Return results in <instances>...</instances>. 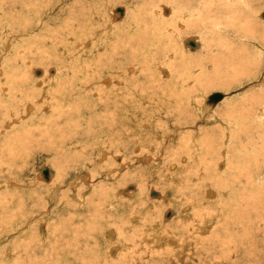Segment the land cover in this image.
<instances>
[{
	"label": "rangeland",
	"instance_id": "rangeland-1",
	"mask_svg": "<svg viewBox=\"0 0 264 264\" xmlns=\"http://www.w3.org/2000/svg\"><path fill=\"white\" fill-rule=\"evenodd\" d=\"M204 1L205 0H202L200 3V10H202L201 12L204 11L202 14L204 16L203 23L191 25L193 22L189 23L187 21H181L177 23L185 13H188L189 15L188 11L183 10L184 8L188 10L187 6H184V3L180 0H33L35 3L32 2V4L30 3L31 1L29 2V0H27V5H30V10L28 8V10L31 11L30 13H28L29 11H25L26 3L24 2V5L22 0H4V3L6 2L9 4H5L9 9H5L3 12V9L0 8V29H2L0 30V39L3 40V43L0 41V73L2 74L0 75V81L3 79L2 77L4 76V73H7L6 69H9L7 67L5 68V64L8 59L14 56V49L23 47L19 43L23 39V34L29 33L31 36L30 40L32 41H30V44H28L27 47H36L33 50L32 55H29V57L27 55L24 60L31 69V73L28 74L29 78L35 76V81H37L39 75H37L36 72L34 74V69H42V71L46 72V74L49 73V75L52 74H50L51 71H54L55 74H58L59 79H63L59 74L62 73L61 71L67 69V64H69L72 71H74L77 69V63L85 65L90 63V60L93 61V63L95 61V63H98V61L104 63L106 61L105 58H109L113 54L112 50L113 46H115V50H117V58L123 63V66L134 67L136 69H134L135 71L132 74L127 71H122L121 77L124 83L120 86L110 85V87L107 88L108 91L110 92L114 89H118L117 96H120L122 101H124V98L127 96L126 94L129 93L128 90L130 87L132 88L134 84H144L146 88L150 87L147 94L152 92L148 97L153 100L151 101L150 99L147 101L148 103H145L143 102L144 99L141 98V105L143 107L146 104L148 109L151 108L152 112L150 113V110H144L142 107L141 109L138 108V111L132 110L130 112L131 114H127L131 116L130 122H127V118L124 117L126 112L124 108L128 107V105H121L120 108H118L119 103L114 105L115 96L111 98V100L106 101L107 112H104V117L102 113L103 109L101 107L99 109L90 106L86 109H81L80 113H82H79L81 117L87 115L88 110L94 113L92 119L99 117V120H96L95 122L93 120L90 125L87 121V124H85L84 119L81 118L82 128L90 131V128L92 129L93 127V130L100 131L98 125L105 120L108 124L109 122L115 124L112 133L114 131L116 133L124 127L128 129L135 125L137 121L140 122L139 120L145 121V118L149 113V115H152L150 117H153L156 121V125L153 122L149 132L145 131L146 128L144 131L139 132V136L136 137L138 139L137 147L132 146L133 138L131 135L129 137L131 139L124 137V144H130V146L129 148H126V151L121 155V158L119 157V161L114 157L116 156V151L107 149L106 153H108V159L103 164H99V162L97 163L96 161L101 159L100 150H98L99 153H97L96 150L99 144H96L93 139H91L84 141L89 147H91V149H88L87 155L76 159V161L69 160L67 157L61 158L54 154L53 151L48 150V147L41 144L39 146H33L31 148L32 150L29 149L27 159L25 158L27 162L25 161L26 164H23L24 171L19 175L16 174L18 173L16 170L7 173L8 170L6 168L2 169L1 167L0 200L5 196V193L8 191L10 192L13 189L7 186L8 183H6V181L8 178L9 181L17 184L22 183L25 187L24 189H29V192H35V194L33 202H30L27 196V200L25 199V202H21V204H19L20 201L17 199L8 200L7 204L4 202L6 204L5 207V204L2 203L0 217L2 215L5 217L3 214L5 211L6 217L4 219L2 216L3 218L1 217L0 220L3 219V222L7 220V222L2 223L1 225L7 224L8 226L3 225L4 228H0V264H5V262L9 260L8 256L5 258L6 261L4 260L3 252L5 249H8V253H11L12 255L10 260L7 261L10 264H23L30 260H37L38 264H85L81 261L80 254H74V249H69L64 244L65 240L68 241L72 239V234L70 233L75 231L80 234L78 236L81 247L80 253L83 254L86 259L92 260L95 259L94 255L97 257L100 256L102 260L101 264H105V260L113 262L122 255L125 256L123 253L124 251L134 252L135 250L137 254L134 252V255L132 254V256L127 255V260H122L124 264H264V116L261 114L264 113V97L262 98V95L264 94V19L261 17V14L264 12V0H248V3H251L249 6L252 11V16L250 14L249 17L251 19L249 25L251 30L243 34L239 33L246 35L248 42L246 44L240 43L232 38L230 36L231 33H225V31H223L221 34L217 28L215 24L216 20L212 18V15L216 12L219 3L222 2L219 0H207V2L210 3V8H205ZM36 3L38 5H36ZM160 3L164 4L163 15L161 14L162 9ZM225 3L235 6L238 10L245 6L244 3L234 0H226ZM196 6L197 5H193L194 8L190 7L191 10L194 9L195 11L198 7ZM205 6L208 7L207 4ZM21 7H23V10H21ZM118 7H125V10L127 8L128 14L126 18L124 16V20H115L119 22L115 25V28L117 29L113 35H108L107 28L112 21L113 9ZM165 8L171 10L168 16L165 14ZM157 10L160 12V17L156 14L158 12ZM207 10L210 11L208 12ZM181 11L184 12L181 13ZM207 12L210 13V17H208ZM6 13L7 15L5 16ZM13 15H15L14 20L12 17ZM163 16H166V19H164ZM16 19H21L23 21L19 20L20 23H16L18 22ZM37 19L40 20V23H38ZM71 19V33L73 34V37L72 34L70 36L71 48H65L64 45L51 47L49 41L55 38V35L53 34H55V31L58 32L57 29L60 28V23L64 24V21H71ZM192 19H197V17H193ZM25 20H27V22H25ZM85 21H88L89 23H86ZM24 23L28 24L27 31L22 30V27L25 25ZM87 24L91 25L86 27ZM77 26L78 29H74ZM3 28L6 29V31H3ZM124 30H131L130 37L142 38L149 43V45L153 41L152 44L156 47H152L149 53L141 54V52L138 58H130L127 55H130L129 52L131 51L132 46L127 49H125L126 47L124 49L122 48L123 40L127 32ZM10 32H13L14 37L12 39H9L12 36H6V34H10ZM97 32H99V35L95 37L93 41L96 42L98 47L93 54L99 56L104 55V53L107 52L108 57L102 56L103 58L101 59L91 58L89 57L91 56L90 54L86 55L83 53L84 58L88 57L87 62L75 61L72 63V53L75 51L72 48V38L74 39L73 41H76L86 37H92L95 35L94 33ZM106 35L108 36L107 41L105 43L100 42L104 37H107ZM188 37H198L200 40L199 43L201 42V44L197 49L188 50L185 46V40L188 39ZM104 44L108 45V47L105 48ZM133 45L135 46L134 43ZM134 46L133 48H135ZM146 46L147 45H145L143 49H145ZM239 46L243 48L240 49ZM97 52H99V54ZM165 58L167 59L166 61H164ZM159 63H161L162 67L158 65ZM29 66H22L19 68V71L23 72L24 70H27ZM158 66L160 70L157 69ZM162 70H164L168 76L164 77ZM42 76L43 75L40 77L42 78ZM74 77L75 76L73 75L72 78ZM72 78L70 75L69 79L72 80ZM82 79L83 78L81 77L79 80L75 79L74 82L78 83L77 87L83 82ZM91 79L88 78L87 80ZM43 80L44 79H42L41 82L44 84ZM90 86H92L91 89H93V87L97 85H93L92 83ZM42 87L46 88V91L49 89H47L46 83ZM152 87L157 89H154V91ZM135 92L137 96L141 94L139 88ZM216 93H221L226 97L216 105L208 106L209 104H206V101L208 103L207 99ZM175 95L179 98H176ZM84 96L85 95L81 96L79 99L77 98L68 101L66 104L71 103L70 106L72 107V110L76 111L80 107L82 108L84 105H88V103L80 101V99L85 98ZM255 97L257 101L254 102ZM193 98H196L199 104L203 102L205 107H211V111L205 112L203 117L199 108L193 104L189 105L188 101ZM248 98H250V101ZM251 98H253L252 103ZM138 100H140V98H137V101ZM156 101L161 102V107H165V104H167L168 101L173 103L178 101L184 104L186 110L189 109L188 113L193 118L194 122H189L188 120V124H182L186 127L177 126V130H179L175 131L173 125L176 122L168 117V119H166V112L163 113L161 111L153 113L156 109V106L154 105ZM248 101L251 103V106ZM36 104L37 101L33 103L34 106H37ZM39 105L40 104H38V106ZM235 105L239 110L235 108ZM134 106L137 107L136 102L134 103ZM58 107L62 108V105H58ZM65 108L68 109L69 106H65ZM235 109L236 111H242L244 113L245 111L247 112L248 109H253V111L251 110L252 113L250 112L248 121H240L238 124L239 126L236 128L226 127V130L229 131L225 134L223 129H221V119H223L226 114H229V112V116H233V110ZM35 111L36 109L29 116L25 113L22 114V117L24 118L22 123L24 125L28 122H30L29 125L32 122H35V126L39 125L38 120L30 118L34 115ZM39 111L41 112L42 109L39 108ZM213 112L216 113L215 118H211L214 116ZM256 113L258 114L256 115ZM49 114H51V111ZM52 114L54 113L52 112ZM219 114L223 118H221ZM78 115H73L71 119L74 121V124L78 125L77 122H79V125H81ZM260 115H262L261 118L263 120L258 117ZM107 116H111V119ZM226 116L225 118H227ZM14 118V113L6 115L7 120H13ZM25 119L27 120L25 121ZM49 119L50 118H47V120ZM216 119L219 120L216 121ZM228 120L229 119H227V121ZM218 121L219 123L217 124ZM249 121H251V123ZM160 122H162V125L159 128L157 124ZM120 123H122V127L119 126ZM44 126H41L42 130L44 129ZM117 127L120 130H118ZM200 128L217 129L215 130L213 146L211 145V142H209L210 144L208 143L211 147L208 151L210 156L208 159L209 164L207 163L211 177H213V179L216 176L217 177L212 183H203L201 177L198 179L199 181L196 180L200 175L197 176L196 174H190V176H197V178H193V183L198 185L195 186L193 189L194 191H190L188 185H184L182 181L179 182V178L172 180L170 173L172 171L170 168L173 167V162L177 164L178 161L180 162L178 163L179 165L188 166L187 164L189 161L187 160L191 156L190 152H193L192 140H189V143H191L188 145L189 151L187 149L185 153L179 152L176 148V144L179 145L181 139L185 138V136L188 135V132L195 134L197 138H203L199 135ZM14 131L15 130L9 131L6 136L8 137ZM101 132L105 133L104 129H102ZM225 135L229 136V142L226 141ZM34 137L37 140L40 139L41 143L46 142V137H40L37 134ZM21 139H23V137H21ZM140 139H143L142 144L144 147L148 150H152V154H150V152H143V146L139 143ZM236 139L238 140L236 141ZM99 141L100 144L103 143L102 140L99 139ZM2 143L0 144L3 145V147L7 145L5 141L3 144ZM13 145L19 144H12L10 150L12 153L14 152ZM150 146L153 147L151 148ZM228 147H230V149L227 152L226 149H228ZM1 151L6 154L5 156H7L8 159L7 150L5 148H0V155L2 153ZM181 154H183V157H181ZM198 154H201V152ZM168 155H171L172 160L167 157ZM229 159L231 162L228 165L227 162ZM221 160L222 165H219ZM128 163H131L132 165H129ZM44 165L49 167L52 173H54L56 177L55 183L58 184V187H55V183H52L53 185H47L43 181L37 180L39 169ZM14 166L16 168H21V166L16 164ZM80 166L86 168L85 172L82 174V178L88 183L83 182L78 190L79 192L86 193L85 197L88 199L89 203L87 205H89V208L86 207V205H79L81 200L72 192V183L70 182V179L72 178V175L78 171L77 169ZM195 167L196 166L189 168V173H192ZM215 167H217L218 171L229 174L230 176L228 177V175H226L227 177L222 178L224 176L221 174H213L212 172H215ZM155 171H160L162 178L154 176V174H156ZM176 171L177 169H173L172 173H176ZM179 171H181V169ZM189 173L187 171L184 172L188 177ZM151 174H153V176H151ZM179 176L183 175L179 173ZM236 177L238 180L237 182L235 180ZM248 177L250 178V185L247 182ZM174 181L177 182L174 183ZM89 184L92 186L89 187ZM130 186L135 187L134 189L137 196L134 195L130 198L127 197V194H119L121 191L134 193L135 191H126V188H129ZM55 188H58L57 190L59 191L56 199L57 201H51L52 197L50 196ZM222 188L224 191H222ZM99 192L104 194L100 196L98 195L100 194ZM153 192L166 195V200L154 198V195H152ZM208 192H211V194H208ZM72 194L74 195L73 197ZM117 194H119L120 197H116ZM193 195L195 198L190 199ZM213 195H215L216 198L207 201V196ZM66 198L70 200L69 204H66L67 202L63 201L66 200ZM199 201H202L203 203H199ZM111 204L114 207L113 210L111 209ZM92 206H98L96 211L91 209ZM16 207L18 209L21 207V210L23 209V211H18ZM4 208L5 211L3 212ZM82 208H87V210L84 211ZM197 208L206 210V213L204 210L200 211L201 213H195ZM169 211L173 213H170ZM87 214H90V216L88 217ZM126 214L135 215L138 218L137 224L134 225L137 230L141 229L140 225L142 223L144 224L146 222V225L149 224L147 227H142V232L137 234L141 237V240L136 241V239L132 238L131 234L134 233L135 229L129 230L128 228L126 230L125 228L127 227V224H122V222H124L123 218ZM79 215L82 216V219ZM202 215H204V217H201ZM42 217L47 220L45 221ZM85 218L88 225L84 221ZM13 219L14 221H12ZM23 222L24 224H22ZM113 225L118 231L115 230L114 240H111L110 237L113 236L111 235L112 230H110V227ZM154 225L158 226L159 230L162 229V232L164 230L163 234L168 233L169 235L167 234V238L172 237L171 240L174 244L170 246H167L168 244L164 245L165 243L157 234L154 236L155 239L152 238ZM107 230L110 231L107 232ZM143 230L151 239L148 240L145 237L146 235L143 237ZM184 230L187 231L185 232ZM67 231L70 232L68 233ZM191 233L192 235H188ZM123 234L128 236V242L126 243H121L124 242L121 241ZM62 235H64V239H62ZM85 236L87 237L85 238ZM187 236L191 238L188 240ZM117 238H119V240ZM4 239L6 243L4 242ZM153 239L155 240L154 242ZM118 241L122 244V249H120L121 251H119L118 258L116 257V259L106 251L105 247L106 244L114 246L119 243ZM157 241H159L160 244L157 243ZM86 242L88 245H86ZM175 242H177V244H175ZM55 243H57V246L54 245ZM62 243L65 246H62ZM28 244L31 245L30 252L28 253L29 255H21L23 254L20 253L22 252L21 250L20 252H17L20 253L17 255H21L20 260H18L15 252L11 251L12 247L16 249L17 247H23ZM40 245H42L43 249L38 250V246ZM54 246H56L57 249L62 246L63 248L65 247L68 248V250H72V255H74L71 257L72 259L75 258V261L68 259V254L71 252L67 251V249H63L62 251L56 249L57 254L53 253L52 248ZM83 246L87 247V250H85ZM149 248L156 254H146L145 250ZM165 248H169V250L165 251ZM186 250H188V252ZM180 253L183 255H180ZM140 254H142V257L139 258L137 255ZM135 255L138 258H136ZM97 263L98 261L96 259L93 262H91V260L86 262V264Z\"/></svg>",
	"mask_w": 264,
	"mask_h": 264
},
{
	"label": "bare ground",
	"instance_id": "bare-ground-1",
	"mask_svg": "<svg viewBox=\"0 0 264 264\" xmlns=\"http://www.w3.org/2000/svg\"><path fill=\"white\" fill-rule=\"evenodd\" d=\"M7 1V0H6ZM31 1V2H30ZM38 1V0H37ZM184 3V6H187L188 10L186 8H184L183 10L184 11H188L189 12V15L188 13L186 14H182L183 17H181L179 20L180 21H177V23L181 22V21H187V22H193L191 23V25H194V24H202L204 19H203V12H201L202 10H200V3L202 2V0H180ZM218 1V0H217ZM221 1L222 3H219L218 7L216 8V12L212 15V18H214L216 20L215 24L217 26V28L219 29L220 33L222 34L223 31H225V33H231L230 36L234 39H236L237 41H239L240 43H248L247 42V38H246V35H242L243 33L245 32H248L251 30L250 28V23H251V19L249 18L250 17V14L252 13V11L250 10L251 7L249 6V4L251 5V3H248V0H234V1H238L240 3H244L245 6L242 7L241 9H236L235 6L233 5H229L226 2V0H219ZM233 1V0H232ZM23 4L24 2L26 3V9L25 11L28 12L30 10V5H27V0H22ZM29 2L32 4L33 0H29ZM162 2V1H161ZM261 2V1H260ZM0 8L3 9L2 11L4 12L5 9H9V7L5 6V4H8V3H4V0H0ZM35 3V2H33ZM20 4V3H19ZM22 4V5H23ZM208 5L205 6V5ZM9 5V4H8ZM36 5H38L36 3ZM179 5V4H178ZM193 5H197L196 7V10L194 11L191 10V8H194ZM210 3L207 2V0L204 1V7L205 8H210ZM14 6V5H13ZM33 6V5H32ZM160 6H161V14L163 13V9H164V4L163 3H160ZM163 6V7H162ZM191 7V8H190ZM29 8V10H28ZM125 9V7H123ZM204 8V10H205ZM21 10H23V7H21ZM114 10L113 9V12H112V21L110 22V24L108 25V35H113L115 33V30L117 28H115V25H117L119 22L117 21H120L122 20L123 18L121 19H117L115 16H114ZM158 11V10H157ZM170 9L169 8H165V14L168 16L169 13H170ZM184 11H181V13H183ZM208 11V10H207ZM210 11V10H209ZM208 11V12H209ZM10 12V11H9ZM31 11H29L28 13H30ZM156 12V11H155ZM207 12V13H208ZM14 13V12H13ZM12 13V14H13ZM154 13V11H153ZM173 13V12H172ZM206 13V14H207ZM4 14V13H3ZM128 14V9L126 8L125 10V18ZM156 14H158V16L160 15V12L158 11ZM7 15V13L5 14V16ZM17 15V14H16ZM163 15V14H162ZM173 15V14H172ZM181 15V16H182ZM208 17H210V13L207 14ZM10 16V15H9ZM15 15H13V20H14V17ZM252 16V14H251ZM254 16V15H253ZM160 17V16H159ZM193 17H197V19H192ZM207 17V16H206ZM261 17H262V14H261ZM10 18V17H9ZM89 18V16H88ZM91 18V16H90ZM124 18V19H125ZM164 19H166V16L164 17ZM260 18V17H259ZM25 19V18H24ZM41 19V18H40ZM123 19V20H124ZM162 19V18H161ZM162 19V20H164ZM192 19V20H191ZM250 19V21H249ZM18 22L16 23H20L19 20L21 19H16ZM15 20V21H16ZM38 20V19H37ZM89 20V19H87ZM117 20V21H115ZM191 20V21H190ZM195 20V21H194ZM14 21V23H15ZM23 21V20H21ZM84 21V20H83ZM25 22H27V20H25ZM86 22V21H85ZM88 22V21H87ZM86 22V23H87ZM226 22V23H224ZM38 23H40V20H38ZM64 24H61L60 23V28L57 29L58 32L55 31V38L50 40L49 43H51V47L53 46H59V45H64L65 48H68L70 47V44H71V32H72V19L71 21H64L63 22ZM78 23V22H77ZM89 23V22H88ZM91 23V22H90ZM264 23V22H263ZM25 25L22 27V30L23 31H27V28H28V24L24 23ZM19 25V24H18ZM91 24H87L86 27H89ZM135 25V24H134ZM179 25V24H178ZM31 26V25H30ZM137 26V25H136ZM4 27V25H3ZM14 27V26H13ZM12 27V28H13ZM18 27V26H17ZM182 27H183V24H182ZM203 27V26H202ZM208 27V26H207ZM225 27V28H224ZM238 27V29H237ZM21 28V27H20ZM209 28V27H208ZM14 29V28H13ZM74 29H78V26ZM168 29V28H167ZM171 29V28H170ZM248 29V30H247ZM2 30V29H0ZM21 30V29H20ZM30 30V29H29ZM128 30V29H127ZM127 30H124V31H127ZM157 30V29H156ZM3 31H6V29L3 28ZM98 31V30H97ZM159 31V30H158ZM169 31V30H168ZM171 31V30H170ZM31 32V31H30ZM75 32V31H74ZM50 33V32H49ZM128 33V34H127ZM150 33V32H148ZM239 33H242V34H239ZM9 34V33H8ZM6 34V36H12L11 38L9 39H12L14 36H13V32H10V34L8 35ZM35 34V33H34ZM95 35L92 36V37H86L84 39H79V40H76V41H73L74 39L72 38V48L75 50L74 53H72V63H74L75 61H86L87 62V58H84L83 56V53L88 55L90 54L91 58H98V59H101L103 58L102 56L104 57H108L107 55V52H103L104 55H99V56H95L94 51L95 49L98 47V45L96 44L95 41H93V39L95 37H97L99 35V32L97 33H94ZM147 34V33H146ZM151 34V33H150ZM27 35V36H26ZM38 35V34H37ZM36 35V36H37ZM129 35H131V30L127 31L126 32V36L124 37V40H123V44H122V48L124 49H127V48H130V46H132V49L131 51L129 52L130 55H127L129 56L130 58H135V57H139L140 53L143 54V53H149L151 48L152 47H156L152 44L149 45V43H147L144 39L142 38H134V37H130ZM159 35V34H158ZM178 35V34H177ZM5 36V34H4ZM34 36V35H33ZM90 36V35H89ZM107 36V35H106ZM72 37H73V34H72ZM18 38V36H17ZM31 36L30 34H23V39L21 42H19L21 44V46H23L22 48L21 47H18V48H15L14 49V56L10 59H8L6 61V66L5 68H9V69H6V72L7 73H4V76L2 77L3 79L0 81L1 83V89H0V143H5L7 144L6 146L3 147V145L0 144V148H5L7 150V155H8V159H7V156H5L6 154L4 152L1 153L0 155V169L2 167L3 168H6L8 171L7 173H9L10 171L12 170H16L18 171V173H16L17 175H19L20 173H22L24 171V163L27 159V156H28V151L29 149L32 150L31 148L34 146H39V145H43L45 147H48V150L50 151H53L54 154L58 155L59 157H63V158H66L69 159V160H74L76 161V159L78 158H81L83 157L84 155H87V151L88 149H91V147H89L86 142V140H91L93 139V141L96 143V144H99L97 146V153L98 150H100V153H101V159H99L98 161H96L97 163L99 162V164H103L107 159H108V153L107 152V149H111L112 150H115L116 151V157L117 160L119 161V159L121 158V155L126 151V148H129L130 144L128 145H125L123 140H124V137L128 138V139H131L129 138L130 135L131 137L133 138L132 139V146H135L137 147L136 145L138 144V139L136 137L139 136V132H142L144 131V129L146 128V132H149V130L151 129V124L154 122V124L156 125V121L153 119V117L151 118L150 116L152 115H149L152 110L151 108L148 109L147 105L145 104L143 107L141 105V98L144 99L143 102L145 103H148L147 101H149L151 98L148 97V95H150V93L152 94V92H150L149 94H147V91L150 90V87L149 88H146L144 86V84H140V85H137V84H134L133 87L128 90L129 93H127L126 97H122L124 98V101H122V99L120 98V96H117L118 93V89H114L112 91H108V87H110V85H122L123 82V79L121 77V74H122V71H127L128 73L132 74L134 73V67H126V66H123V63H121L118 58H117V50H115V46H113V54L109 57V58H105V62L104 63H101L99 62L98 60V63H93V61H89L90 63L88 64H85V65H80L79 63H77V69L72 71L71 67L69 64H67V69H65L64 71H61L62 73L59 74L60 77H62L63 79H59L58 77V74H55L54 71H51L49 75L46 74V72L42 71L41 70H35L34 69V74L36 72L37 75H39V78H37V81H35L36 79H34V77H30L28 76V74L31 73V69H30V66L27 65L26 62H24V60L26 59L25 57L28 55H32V52L33 50L36 48H33V47H27L28 44H30V40ZM42 38V37H41ZM157 38V37H156ZM19 39V38H18ZM76 39V38H75ZM108 39V36L107 37H104L100 42H106ZM155 39V38H154ZM153 39V40H154ZM188 39H193L195 40V42L198 44V47L199 45L201 44V42L199 43V39L198 37L197 38H190L188 37ZM186 39L185 40V46L188 48V50H195V49H191L190 47H188L186 45V41L188 40ZM249 39V38H248ZM8 40V38H7ZM250 40V39H249ZM0 41L3 43V40L0 39ZM17 42V43H18ZM95 42V43H94ZM229 42V41H227ZM32 43V42H31ZM39 43V42H38ZM36 43V44H38ZM133 43L135 44V46L133 45ZM158 43V42H157ZM156 43V44H157ZM231 43V41H230ZM42 45V44H41ZM105 45V48L108 47V45L104 44ZM146 46L145 49H143L144 47ZM232 45V44H230ZM18 46V45H17ZM33 46V45H32ZM133 46L135 48H133ZM238 46V45H237ZM242 46H245V45H242ZM120 47V46H118ZM197 47V48H198ZM240 47V46H239ZM247 47V46H246ZM258 47V46H257ZM260 47V46H259ZM57 48V47H56ZM64 48V49H65ZM71 48V47H70ZM91 48V49H89ZM196 48V49H197ZM243 48V47H240V49ZM261 48V47H260ZM154 49V48H153ZM235 49V48H234ZM45 50V49H44ZM66 50V49H65ZM107 50V49H106ZM40 51V50H39ZM59 51V50H58ZM64 51V50H63ZM5 52V51H4ZM53 52V51H52ZM6 53V52H5ZM4 53V54H5ZM44 53V52H43ZM96 53V52H95ZM99 54V52H97ZM38 54V53H37ZM169 54V52H168ZM236 54V53H235ZM240 54V53H239ZM61 55V54H60ZM119 55V54H118ZM168 56V55H167ZM119 57V56H118ZM210 57V56H209ZM54 58V57H53ZM57 58V57H56ZM169 58V57H168ZM172 58V56H171ZM69 60V58H68ZM167 59L165 58L164 61H166ZM244 60V59H243ZM58 62V61H57ZM41 63V62H40ZM168 63V62H167ZM159 66H161V63L158 64ZM28 67L29 68L27 70H24L23 72L22 71H19V68L20 67ZM159 66L157 67L158 70H160ZM162 67V66H161ZM69 70V71H68ZM71 70V72H70ZM27 71V72H26ZM68 71V72H66ZM29 72V73H28ZM162 73L164 74V77L168 76V74H166L164 72V70H162ZM0 75H2L0 73ZM41 75L42 78L40 77ZM70 75H71V78L73 77V75L75 76L74 78L69 79L70 78ZM46 77V78H44ZM69 77V78H68ZM81 78H83V82H81V84H79V86L77 87L78 83H75V79L79 80ZM91 79V80H87V79ZM44 79V84L46 83V86H47V89L48 91H46V88L42 87L44 86L43 82H41V80ZM93 83V85H97L95 87H93V89H91L92 86H90L91 84ZM131 83V82H130ZM127 86V85H126ZM41 87V88H39ZM112 88H115V87H112ZM140 89L141 90V94L139 96H137L136 94V90L137 89ZM152 89H157L155 87H152ZM155 91V90H154ZM82 93V94H81ZM81 94V95H80ZM147 94V95H146ZM85 95L84 99H80V101H83L85 103H88V105H84L82 108L80 107L78 110L76 111H73L72 110V107L70 106L71 103H68L66 104L68 101H71V100H74V99H79L81 96ZM142 95V96H141ZM116 96V97H115ZM124 96V95H123ZM115 97V103L114 105H116V103H119L118 104V108H120L121 105H128V107L124 108L125 109V114H124V117L127 118V122L129 121L130 122V118L131 116L130 115H127L129 114L132 110L133 111H138V108L141 109V107L144 109V110H150V113L146 116L145 118V121H141L139 120L140 122H136L135 125L129 127L128 129H126L125 127L122 128L121 130L118 128V132L115 133V131L112 133V129H113V126L115 125L114 123H110L109 124L107 123V121L103 120V119H100V120H103L101 122L100 125H98L100 131H95L93 130L94 128L92 127V129L90 128V131L86 130L85 128L83 129L82 128V121H81V118L84 119V123H86V121L89 123V125L92 123V121L94 120V122L96 120H99V117L97 118H94L92 119V116H94V113L91 112L90 110L87 111V115H84V116H80V110L81 109H86L90 106L92 107H95V108H99L100 107L103 109L102 113H103V117H104V112L106 111V101L108 100H111V98ZM176 98H179L178 96L175 95ZM226 96L223 95V98L224 99ZM254 97V96H253ZM264 97V94L262 95V98ZM137 98H140V100L137 101ZM156 98V97H155ZM258 98V97H257ZM221 99V100H222ZM153 99H151L152 101ZM172 100H173V96H172ZM208 100V99H207ZM221 100H219L217 103H219ZM248 100L250 101V98H248ZM263 100V99H262ZM37 101V106H34L33 103H35ZM161 101V100H160ZM248 101V102H249ZM253 101V98H251V103ZM257 101L256 100V97H255V100L254 102ZM121 102V103H120ZM136 102V106H134V103ZM154 102V101H153ZM171 101H168L167 104H165L166 106L165 107H161V102H158L156 101L154 103V105L156 106V109H155V112L153 113H156V112H166V119L170 118L172 120H174L176 123L173 125L175 127V131H178L177 130V126H180V127H186L182 124H188V120L189 122H194L193 121V118L189 115L188 113V110H186V107H184V104L176 101V103H173ZM189 102V105H195L197 108H199L201 111V114L203 115L204 117V114L205 112L207 111H211V107L209 108L208 106L210 105H216L217 103L215 104H211V103H207L206 101V104H209L207 107L204 106V103L202 102L201 104L198 103L197 99L196 98H193L192 100L188 101ZM250 103V102H249ZM251 103H250V106H251ZM38 104H40L38 106ZM152 104V103H151ZM159 104V106H158ZM163 104H164V101H163ZM260 104V103H259ZM58 105H62V108L58 107ZM242 105V104H241ZM258 105V104H256ZM65 106H69L68 109L65 108ZM154 106V107H155ZM158 106V107H157ZM174 106V107H173ZM255 106V105H254ZM252 106V107H254ZM39 108L42 109V111L40 112L39 111ZM235 108L238 109V107H236L235 105ZM255 108V107H254ZM8 109V110H7ZM35 111L34 115H32L30 118L31 119H36L38 120V124L37 126H35V122H32L30 125L28 123H26L25 125L22 123V120L24 119L22 117V114L25 113L27 116L31 115L32 112ZM90 109H93V108H90ZM117 110V109H116ZM251 110L253 111V109H248V111L245 113L242 112V111H236L233 110L232 112L234 113V115H230V112L229 114H226L228 116H226L227 118H224L221 116V129H223L224 133L227 134V131L229 130H226L227 128H236L237 126H239L238 124L240 123V121H248L249 117H250V112ZM51 111V114H49V112ZM194 111V110H193ZM228 111V110H227ZM231 111V110H230ZM256 111V110H255ZM52 112L54 114H52ZM72 112V113H70ZM107 112V111H106ZM240 112V113H238ZM11 114V113H14V119L13 120H7L6 119V115L7 114ZM80 113V114H79ZM214 113V116H212L211 118H215V115L216 113ZM252 113V112H251ZM38 114V115H37ZM79 114V115H78ZM131 114V113H130ZM193 114V113H192ZM222 114V113H221ZM255 114V113H253ZM258 113H256L257 115ZM263 116H264V113H261ZM48 115V116H47ZM73 115H78L79 119H80V124L79 125V122L78 125L74 124L73 120L71 119ZM90 115V116H89ZM108 115V114H107ZM127 115V116H126ZM252 115V114H251ZM262 115L258 116V117H262ZM99 116V115H98ZM108 118L111 119V116H107ZM168 117V118H167ZM201 117V116H200ZM255 117V116H254ZM252 117V118H254ZM47 118H50L49 120H47ZM102 118V117H101ZM113 118V117H112ZM151 118V119H150ZM210 118V120H211ZM251 118V119H252ZM150 119V120H149ZM195 119V118H194ZM198 119V118H197ZM202 119V118H201ZM227 119H229L227 121ZM232 119V120H230ZM234 119V120H233ZM262 119V118H261ZM27 119H25L26 121ZM209 120V119H208ZM219 120V119H216V121ZM226 120V121H225ZM254 120V119H253ZM251 120V121H253ZM263 120V119H262ZM212 121V120H211ZM251 121H249L251 123ZM256 121V120H255ZM248 122V123H249ZM100 123V122H98ZM205 123V122H204ZM210 123V122H209ZM219 123V121L217 122V124ZM258 123V122H257ZM122 123H120L119 126H121ZM216 124V123H214ZM247 124V123H245ZM29 125V126H28ZM45 125V126H44ZM95 125V124H94ZM158 127L160 128L161 125H162V122H160L159 124H157ZM207 125V124H206ZM259 125V124H258ZM41 126H44V129L42 130L41 129ZM93 126V125H92ZM223 126V128H222ZM122 127V126H121ZM227 127V128H226ZM253 127V126H252ZM244 128V126H243ZM249 128V127H248ZM247 128V129H248ZM104 129V132L105 133H102L101 130ZM136 129V130H135ZM181 129V128H180ZM220 129V127H219ZM246 129V130H247ZM250 129V128H249ZM11 130H15L14 132H12L8 137L6 136L7 133ZM215 128H200V131H199V135L203 138H197V136L195 134H192L190 132H188L185 136V138L181 139V143L179 145L176 144V148L179 150V152H186V150L188 149V145L192 143L193 145V152L191 153L190 152V157L187 161L188 162V166H181L179 165L178 163H180L178 161V165L173 162L172 164L173 167L170 168V170L173 172V169H177L176 173H171V176H172V180L173 179H178L179 182L182 181L184 185H188V188L190 191H192L195 186H198L196 185V183H193V178H197V176H199V178H197L196 180L199 181L198 179H200L201 177V180L202 182H210L212 183L213 180L217 177H215L213 179V177H211V174L209 173L210 171H208V159H209V148L211 146L208 145L209 142H211V145L214 144V138H215ZM243 130V129H242ZM245 130V131H246ZM244 131V133H245ZM66 132V133H65ZM122 134H121V133ZM241 132V131H240ZM112 133V134H111ZM223 133V132H222ZM249 133V132H248ZM39 135L40 137H46V142L45 143H41V140H37L34 136L35 135ZM109 136H107V135ZM177 134V133H176ZM247 134V132H246ZM245 134V136H246ZM33 135V136H32ZM195 135V136H194ZM203 135V136H202ZM244 135V134H243ZM250 135V134H248ZM2 137V138H1ZM7 137V138H6ZM21 137H23V139H21ZM220 137V135H219ZM155 138V137H154ZM153 138V139H154ZM250 138V137H249ZM3 139V140H2ZM100 140H102V144H100ZM119 139V140H118ZM159 139V138H158ZM225 139L226 141L229 142V136L228 135H225ZM143 139H140L139 140V143L142 144V141ZM148 140V139H146ZM189 140H192L191 143H189L190 141ZM238 139H236L237 141ZM39 141V142H38ZM148 142V141H146ZM152 142V141H151ZM225 142V141H224ZM2 143V144H3ZM227 143V142H226ZM234 143V142H233ZM232 143V145H233ZM12 144H19V145H13V153L10 152L11 150V146ZM210 144V143H209ZM159 145V144H158ZM235 145V143H234ZM93 146V145H92ZM143 146V144H142ZM213 146V145H212ZM216 146V145H215ZM248 146V145H247ZM134 147V148H135ZM140 147V146H139ZM151 147V146H150ZM153 147V146H152ZM151 147V148H152ZM157 147V146H156ZM133 148V149H134ZM124 149V150H123ZM158 149V148H157ZM213 149V148H212ZM230 147H228L227 152L229 151ZM152 150H148L146 147L143 146V152L146 153V152H150V154H152L151 152ZM189 151V149H188ZM90 152V151H89ZM199 152H201V154H198ZM213 152V151H212ZM113 153V152H112ZM118 153V154H117ZM226 153V152H225ZM111 154V153H110ZM207 154V155H206ZM214 154V153H213ZM55 155V156H56ZM99 155V154H98ZM114 155V153H113ZM141 155V153H140ZM175 155H178V154H175ZM180 155V154H179ZM224 156V155H223ZM96 157V155H95ZM120 157V158H119ZM123 157V156H122ZM151 157V156H150ZM148 157V158H150ZM168 158H171L172 160V157L171 155H168L167 156ZM176 157V156H175ZM181 157H183V154H181ZM225 157V156H224ZM26 158V159H25ZM93 158V157H92ZM91 158V159H92ZM133 159V158H132ZM144 159V158H143ZM225 159V158H224ZM227 159V158H226ZM103 160V161H102ZM138 160V159H137ZM149 160V159H148ZM150 160H152L150 158ZM185 160V159H184ZM183 160V161H184ZM211 160V159H210ZM102 161V162H101ZM123 161V159H122ZM27 162V161H26ZM95 162V163H96ZM177 162V161H176ZM230 159L229 161L227 162V164L229 165L230 163ZM88 163V162H87ZM94 163V164H95ZM121 163V162H120ZM127 163V162H126ZM151 163V162H150ZM183 163V162H182ZM208 163V164H207ZM222 160L220 161L219 165H222ZM19 165L21 166V168L19 167H15L14 165ZM26 164V163H25ZM93 164V165H94ZM129 164V163H128ZM172 164H169V165H172ZM186 164V163H184ZM183 164V165H184ZM13 165V166H12ZM83 165V164H82ZM86 165V164H85ZM89 165H92V164H89ZM123 165V164H122ZM129 165H132L131 163ZM218 165V164H217ZM224 165V164H223ZM88 166V165H87ZM193 166H196L195 169H193V172L192 173H189L190 170H188L189 168L193 167ZM42 167H47V166H42ZM39 169V173H38V178L37 180H41L43 181L44 183H46L47 185H50V184H54L55 181H56V177L54 175V173H52V171L50 170V168L48 167V169L50 170V181H45L44 179H42L41 175H40V170L41 168ZM90 167V166H89ZM224 168V166H223ZM85 169L86 168H83V167H79L77 170L76 173H74V175H72V178L70 179V182L72 183V192L75 194L76 197H78V199L80 200H77V201H80L79 205H86V207H88L89 205H87L89 202H88V199L87 197H85V194L86 193H83V192H79V187H81L82 183L85 181L83 177V173L85 172ZM120 169V168H118ZM181 169V171H179ZM220 169V168H219ZM215 172L213 171L212 173H217V174H221L223 175L224 177L222 178H225L227 177L226 175H228V177L230 176L229 174H226L224 172H220L218 171L217 167H215ZM223 170V169H221ZM227 170V169H226ZM233 170V169H232ZM240 170V169H239ZM114 171V170H113ZM119 171V170H117ZM188 172L189 173V177L188 175H185L184 172ZM212 171V170H211ZM224 171V170H223ZM241 171V170H240ZM244 171V170H243ZM109 172V171H108ZM115 172V171H114ZM151 172V171H150ZM65 173V172H64ZM102 173V172H101ZM103 173H106V172H103ZM113 173V172H112ZM156 174H154V176H157L158 178H162V174L157 171H155ZM179 173L182 174L183 176H179ZM224 173V174H222ZM230 173V172H229ZM108 174V173H107ZM118 174V173H117ZM149 174V173H148ZM190 174H196V175H191ZM235 174V173H233ZM232 174V175H233ZM102 175V174H101ZM106 175V174H105ZM109 175V174H108ZM246 175V174H245ZM120 176V175H119ZM149 176V175H148ZM151 176H153V174H151ZM261 176V175H260ZM85 177V176H84ZM112 177V176H111ZM168 177V176H167ZM87 178V177H86ZM110 178V177H109ZM257 178V177H256ZM9 179V178H8ZM7 179L6 183L8 187L10 188H13L10 192L8 191L7 193H5V196L1 198L0 200V208L2 206V203H8V200H19L21 204V202H25V199L27 200V196H28V199L30 200V202H33L34 200V194L35 192H29V189H24L25 187L23 186L22 183H15V182H12V181H9ZM21 179V178H20ZM88 179V178H87ZM91 179V178H90ZM221 179V178H220ZM13 180V179H12ZM114 180V179H113ZM117 180V179H116ZM236 182L238 181L237 180V177H236ZM247 182L249 184L250 182V178L248 177L247 178ZM77 181L79 182V184H77ZM260 181H261V178H260ZM87 182V181H85ZM169 182H172V181H169ZM177 182V181H174V183ZM242 182V180H241ZM88 183V182H87ZM254 183V182H253ZM52 184V185H53ZM215 184V183H214ZM251 184V183H250ZM249 184V185H250ZM56 185L55 187H58L57 185L58 184H54ZM247 185V186H249ZM4 186V185H3ZM2 186V187H3ZM6 186V185H5ZM92 186L91 184H89V187ZM178 187V186H176ZM93 188V187H92ZM133 188V189H132ZM135 187L134 186H130L129 188L127 187L126 188V191H135L134 189ZM187 188V189H188ZM58 188H55L53 189L52 191V194L50 197H52L51 201H55L57 199V196H58V193L59 191L57 190ZM175 189V188H174ZM177 189V188H176ZM183 189V188H182ZM197 189V188H196ZM138 190V189H137ZM38 191V190H37ZM105 191V190H104ZM151 191V190H150ZM176 191V190H175ZM187 191V190H186ZM194 191V190H193ZM212 191V190H210ZM222 191L223 188H222ZM106 192V191H105ZM138 192V191H137ZM100 193V192H99ZM127 194L128 196L127 197H133L134 195H136V191L134 193H129V192H124V191H121L119 192V194ZM156 195L154 196V198H161L160 200H166V195H162L161 193H158V192H155ZM213 193V192H212ZM81 194V195H80ZM104 193H100L98 195H103ZM119 194H117L116 197H120ZM207 194V193H206ZM208 194H211V192H208ZM214 194V193H213ZM185 195V194H184ZM74 195L72 194V197ZM137 196V195H136ZM144 196V195H143ZM48 197V196H47ZM48 197V198H50ZM115 197V198H116ZM206 197V196H205ZM106 198V197H105ZM135 198V197H134ZM194 195L190 197V199H194ZM216 198L215 195L213 196H207V201H210L211 199H214ZM24 200V201H23ZM188 200V198H187ZM50 201V200H49ZM57 201V200H56ZM65 202H67L66 204H69L70 203V200L68 198H66V200H63ZM62 201V203H63ZM94 201V200H93ZM172 201V200H171ZM191 201V200H190ZM196 201V200H195ZM109 202V201H108ZM173 202V201H172ZM202 202V201H199V203ZM4 203V204H5ZM92 203V202H91ZM90 203V204H91ZM167 203H168V199H167ZM203 203V202H202ZM6 204L4 205V207L6 206ZM29 204V203H28ZM170 204V203H169ZM30 205V204H29ZM63 205V204H62ZM18 206V205H17ZM22 206H23V203H22ZM98 206H92L91 209L93 211H96V208ZM100 207V206H99ZM17 208V207H16ZM89 208V207H88ZM8 209V208H7ZM18 209V208H17ZM84 211L87 210V208H82ZM95 209V210H94ZM106 209V208H105ZM111 209L113 210L114 207L113 205L111 204ZM172 209V208H171ZM21 210V207L20 209H18V211ZM173 210V209H172ZM204 209H196L195 210V213H201L200 211H203ZM1 211V210H0ZM5 211V208L3 210V212ZM23 211V209L21 210V212ZM79 211V210H78ZM76 211V212H78ZM120 211V210H119ZM118 211V212H119ZM6 212V211H5ZM3 213L6 217V213ZM98 212V211H97ZM170 213H173L171 211H169ZM204 212L206 213V210H204ZM14 213V212H13ZM88 213H89V210H88ZM77 214H81V213H77ZM86 214V213H84ZM83 214V215H84ZM120 214V212H119ZM122 214V213H121ZM29 215V214H27ZM88 215V214H87ZM123 215V214H122ZM169 215V214H168ZM206 215V214H204ZM204 215H202L201 217H204ZM3 216V215H2ZM1 216V217H2ZM38 216V215H37ZM42 216V215H40ZM77 216V215H76ZM82 219V216L79 215ZM90 216V214L88 215V217ZM103 216V215H102ZM207 216V215H206ZM0 217V218H1ZM4 217V216H3ZM2 217V218H3ZM4 217V219H5ZM121 217V216H120ZM8 218V217H7ZM36 218V217H35ZM43 218V217H42ZM87 218V217H86ZM86 218H85V222L87 224V221H86ZM123 218V217H122ZM196 218V217H194ZM12 219V218H11ZM34 219V218H33ZM45 219V218H43ZM78 219V218H77ZM91 219V218H89ZM121 219V218H120ZM126 219V220H125ZM137 217L135 215H130V214H126L123 218L124 222H122V224H127V227L125 228L126 230L129 228L130 229H135L134 230V233L131 234L132 238L133 239H136V241L138 240H141L140 236L137 235L139 234L140 232H142V227H147L148 225H146V222L143 224L140 225L141 229L137 230V228L134 226L135 224H137ZM202 219V218H201ZM244 219V218H243ZM3 220V219H2ZM0 220V228L3 229L5 225L7 224H3L1 225L2 223L4 222H7L6 221H2ZM39 220V219H38ZM47 219H45L46 221ZM93 220V219H92ZM9 221V220H8ZM14 221V219L12 220ZM90 221V220H89ZM154 221V220H153ZM126 222V223H125ZM12 223V222H11ZM29 223V222H28ZM42 223H45V222H42ZM41 223V224H42ZM106 223V222H105ZM150 223V222H149ZM24 224V222L22 223ZM90 224V222H89ZM166 224V223H165ZM28 225V224H27ZM88 225V224H87ZM86 225V226H87ZM133 225V226H132ZM146 225V226H145ZM151 225V224H150ZM164 225V224H163ZM187 225V224H186ZM8 226V225H7ZM63 226V225H62ZM43 227V226H42ZM197 227V226H196ZM63 228V227H62ZM92 228V227H91ZM139 228V227H138ZM154 231L152 232V238H154V236L157 234L159 235V238L165 243H162L164 245H167V246H170V245H173L174 242L171 240V238H167V236L169 235L168 233H164V230L162 232V229L159 230V227L154 225ZM25 229V228H24ZM41 229V228H40ZM43 229V228H42ZM87 229V228H86ZM95 229V228H94ZM144 229V228H143ZM195 229V228H194ZM60 230V229H59ZM88 230V229H87ZM110 230H112V233L111 235L113 237H110L111 240H114V235H115V228H114V225L110 227ZM110 230H107L110 231ZM125 230V231H126ZM141 230V231H140ZM151 230V229H150ZM189 230V229H188ZM65 231V230H64ZM89 231V230H88ZM118 231V230H116ZM145 231L147 232V230L145 229ZM145 231L143 230V237L144 235H146L145 237L149 240L151 238H149L148 234L145 233ZM185 231V230H184ZM187 231V230H186ZM185 231V232H186ZM68 232V231H67ZM70 232V231H69ZM68 232V233H69ZM106 232V233H107ZM129 233V232H128ZM72 234V239L71 240H68V241H64V244L69 248V249H74V254H80V258H81V261L83 263L86 264V262L88 260H91V262H93L95 259L98 261L97 264H101L102 263V260H101V257H97L94 255V260L92 259H86L85 256H83V254L80 253V242H79V235L76 231L75 232H72L70 233ZM89 234V233H88ZM93 234V233H91ZM168 234V235H167ZM212 234V233H211ZM60 235V234H59ZM64 235H65V232H64ZM64 235H62V239H64ZM82 235V234H81ZM141 235V234H140ZM185 235V234H184ZM188 235H192L191 234H188ZM9 236V235H8ZM122 240L121 241H124V242H121V243H126L128 242V236L126 234H123L122 235ZM7 237V236H6ZM10 237V236H9ZM68 237V236H67ZM71 237V236H70ZM87 236H85L86 238ZM205 237V236H204ZM131 238V239H132ZM183 238V237H182ZM188 240L191 238H189V236H187ZM194 238V237H192ZM70 239V238H69ZM109 239V240H110ZM119 240V238H117ZM144 239V238H143ZM142 239V240H143ZM155 239V238H154ZM153 239V242L155 241ZM159 239V240H160ZM116 240V239H115ZM187 240V239H186ZM204 240V239H203ZM8 241V240H7ZM4 242H5V239H4ZM3 242V243H4ZM119 242V241H118ZM182 242V241H181ZM1 243V244H3ZM6 243V242H5ZM120 242L115 244L114 246H110V244H106V251L108 253L111 254V256L113 257H117L118 254H119V251H121L120 249L122 244ZM157 243L160 244L159 241H157ZM186 243V242H184ZM42 244V243H40ZM93 244V243H92ZM91 244V245H92ZM132 244V243H131ZM154 244V243H153ZM175 244H177V242H175ZM16 245V244H15ZM53 245V244H52ZM54 245L57 246V243H55ZM62 246H65L63 245V243L61 244ZM84 245V244H83ZM86 245L87 242H86ZM163 245V246H164ZM44 246V245H43ZM56 246H54L52 248L53 250V253L57 254L56 252ZM61 246V248L59 247L60 251H62L63 249H67V251L71 252L70 254H68V259H71L72 261H75V258L72 259L71 256L72 255V250H68V248H63ZM161 246V245H160ZM188 246V245H187ZM30 247L31 245L28 244L26 246H23V247H17L16 249H14L12 247V250L13 252H15V254H20V253H23L21 255H26L28 256L29 252H30ZM83 248L85 250H87V247H84ZM127 248V246H126ZM147 248V247H146ZM164 248V247H163ZM178 248V247H177ZM14 249V250H13ZM39 249H43L42 245L38 246V250ZM57 249V250H59ZM195 249V248H194ZM22 250V252H20ZM151 249H146L145 252L146 254L150 255V254H153L154 251H150ZM161 250V248H160ZM166 250H169V248H165V251ZM180 250V249H178ZM10 251V252H11ZM171 251V250H170ZM185 251V250H184ZM188 252V250H186ZM17 252H20V253H17ZM64 252V251H63ZM136 253V250L134 251ZM134 252L133 251H124V255L125 256H121V257H117L116 259L117 260H114L113 262L112 261H107L105 260V264H124L122 260H127V255L129 256H132V254L134 255ZM164 252V251H163ZM183 252V250H182ZM189 252H190V249H189ZM100 253V252H99ZM98 253V254H99ZM121 253V252H120ZM140 253V252H139ZM1 254V253H0ZM54 254V255H55ZM95 254V253H94ZM137 254V253H136ZM156 254V253H154ZM162 254V253H161ZM182 253H180L181 255ZM189 254V253H188ZM21 255H17L18 257V260H20V256ZM37 255V254H36ZM59 255V254H58ZM183 255V254H182ZM247 255V254H246ZM3 256H4V260L5 258H7L6 256H8L9 260L10 258L12 257L11 253L9 254L8 253V249H5L4 252H3ZM140 257H142V254L140 255H137ZM136 255L135 257L138 258ZM185 256V255H184ZM16 257V258H17ZM36 257V256H35ZM2 258V257H1ZM134 258V257H133ZM7 260V261H9ZM3 261V260H2ZM6 261V260H5ZM5 262V264H10L9 262ZM24 261V260H22ZM79 261V260H78ZM133 261V260H132ZM1 262V260H0ZM21 262V261H20ZM125 262V261H124ZM4 263V262H3ZM81 263V262H80ZM2 264V263H1ZM23 264H38V261L37 260H30L28 262H24Z\"/></svg>",
	"mask_w": 264,
	"mask_h": 264
},
{
	"label": "water",
	"instance_id": "water-1",
	"mask_svg": "<svg viewBox=\"0 0 264 264\" xmlns=\"http://www.w3.org/2000/svg\"><path fill=\"white\" fill-rule=\"evenodd\" d=\"M124 15H125V9L123 7H118L114 10V16L117 19L123 18ZM262 18L264 19V12L262 13ZM186 45L190 47L191 49H196L198 47V44L193 39H188L186 41ZM222 98H223V95L221 93L213 94L212 96L209 97L208 103L215 104ZM40 175L42 179H44L45 181H50V170L48 169V167H42L40 170ZM152 195L155 196L156 193L153 192Z\"/></svg>",
	"mask_w": 264,
	"mask_h": 264
},
{
	"label": "crops",
	"instance_id": "crops-1",
	"mask_svg": "<svg viewBox=\"0 0 264 264\" xmlns=\"http://www.w3.org/2000/svg\"><path fill=\"white\" fill-rule=\"evenodd\" d=\"M85 182V181H84ZM77 184H79V182L77 181Z\"/></svg>",
	"mask_w": 264,
	"mask_h": 264
}]
</instances>
